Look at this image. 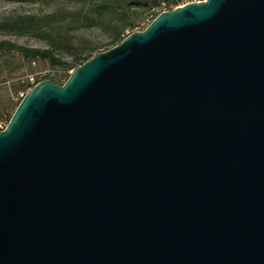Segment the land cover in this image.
Returning <instances> with one entry per match:
<instances>
[{"label":"water","instance_id":"water-1","mask_svg":"<svg viewBox=\"0 0 264 264\" xmlns=\"http://www.w3.org/2000/svg\"><path fill=\"white\" fill-rule=\"evenodd\" d=\"M0 264H264V0L34 86L0 132Z\"/></svg>","mask_w":264,"mask_h":264},{"label":"rangeland","instance_id":"rangeland-1","mask_svg":"<svg viewBox=\"0 0 264 264\" xmlns=\"http://www.w3.org/2000/svg\"><path fill=\"white\" fill-rule=\"evenodd\" d=\"M189 1L0 0V24L9 25L7 32H0V44H7L0 50V124H9L32 89L31 78L39 83L51 81L63 86L77 69L73 70V66L80 67L120 45L122 36L139 28L152 10L163 3L169 2V8H175ZM96 6L107 7L109 12L101 23L85 25L86 17H96L91 13ZM43 20L51 21L50 26L28 29L30 23ZM59 36L64 38V44L51 47L53 39ZM46 51L64 65L53 66L40 56L37 60L29 56Z\"/></svg>","mask_w":264,"mask_h":264},{"label":"trees","instance_id":"trees-1","mask_svg":"<svg viewBox=\"0 0 264 264\" xmlns=\"http://www.w3.org/2000/svg\"><path fill=\"white\" fill-rule=\"evenodd\" d=\"M100 10V11H99ZM100 12V13H99ZM109 12V9L107 7H103V6H96V8H94L91 13L95 14L96 17H86L85 18V25H89V24H97V23H101L103 20V16L105 14H107ZM50 22L49 20H43L40 23H35L34 25H31V23L28 26V29L31 30H39L41 26H45L48 27L50 26ZM9 29V25L7 23L4 24H0V32H7ZM128 35V34H127ZM127 35H123L122 36V41L124 40V38ZM50 37H52V35H50ZM50 39V38H49ZM54 41L51 42L50 46L54 47V46H60L64 44V38L59 36L58 38H54ZM7 47L6 43H1L0 44V50L4 49ZM30 57H33V60H37L38 56H40L42 59L44 60H48L52 63L53 66H63L64 63L61 61V59H57L54 57V55L49 52H39L38 54H29ZM90 59V58H89ZM88 59V60H89ZM83 65V64H82ZM78 68V65L73 66V70Z\"/></svg>","mask_w":264,"mask_h":264},{"label":"built area","instance_id":"built-area-1","mask_svg":"<svg viewBox=\"0 0 264 264\" xmlns=\"http://www.w3.org/2000/svg\"><path fill=\"white\" fill-rule=\"evenodd\" d=\"M207 0H190L189 2H187L186 4H184V5H181V6H178V7H175V8H169V6H170V4H169V2L168 3H163V4H161L158 8H156V9H154V10H152V12H151V14L145 19V21L142 23V24H140V27L139 28H136L133 32H132V34L133 33H140V32H144L147 28H148V26L159 16V15H161V14H163V13H166V12H171V11H174L175 9H177V8H181V7H184V6H186V5H188V4H192V3H196V4H198V3H202V2H206ZM129 35H131V34H128L126 37H128ZM125 37V38H126ZM124 38V39H125ZM39 83V81H36V80H34V78H31L30 79V84L32 85L31 86V88H33L34 86H36L37 84ZM31 91V90H30ZM7 124H5V123H1L0 124V132H3V131H5L6 130V128H7Z\"/></svg>","mask_w":264,"mask_h":264}]
</instances>
